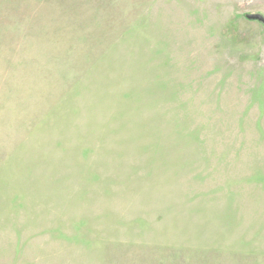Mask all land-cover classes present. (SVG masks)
I'll return each instance as SVG.
<instances>
[{"label": "rangeland", "instance_id": "obj_1", "mask_svg": "<svg viewBox=\"0 0 264 264\" xmlns=\"http://www.w3.org/2000/svg\"><path fill=\"white\" fill-rule=\"evenodd\" d=\"M264 0H0V264H264Z\"/></svg>", "mask_w": 264, "mask_h": 264}, {"label": "water", "instance_id": "obj_2", "mask_svg": "<svg viewBox=\"0 0 264 264\" xmlns=\"http://www.w3.org/2000/svg\"><path fill=\"white\" fill-rule=\"evenodd\" d=\"M246 19L249 21H257L261 24H264V18L260 14H248L246 15Z\"/></svg>", "mask_w": 264, "mask_h": 264}]
</instances>
